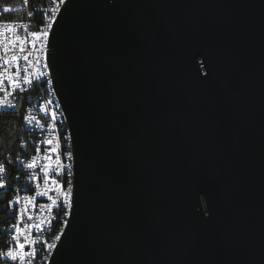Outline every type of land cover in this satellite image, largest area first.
Here are the masks:
<instances>
[{
	"label": "water",
	"instance_id": "obj_1",
	"mask_svg": "<svg viewBox=\"0 0 264 264\" xmlns=\"http://www.w3.org/2000/svg\"><path fill=\"white\" fill-rule=\"evenodd\" d=\"M47 67L73 153L48 264H264V0H65Z\"/></svg>",
	"mask_w": 264,
	"mask_h": 264
},
{
	"label": "built area",
	"instance_id": "obj_2",
	"mask_svg": "<svg viewBox=\"0 0 264 264\" xmlns=\"http://www.w3.org/2000/svg\"><path fill=\"white\" fill-rule=\"evenodd\" d=\"M62 5V0H0V114L19 107L22 121L15 152L0 153V252L16 250L19 242L24 244L21 251L34 253L23 261L2 256L0 264H38L48 254V245L59 240L56 237L60 238L68 220L72 189L70 182H64L63 169H70V151L62 148L65 139L57 133L60 118L46 97L52 83L47 67L48 25L52 26ZM32 32L38 37H32ZM57 162L62 167L57 168ZM52 200L57 203L48 208ZM44 232H52L53 240H44Z\"/></svg>",
	"mask_w": 264,
	"mask_h": 264
},
{
	"label": "bare ground",
	"instance_id": "obj_3",
	"mask_svg": "<svg viewBox=\"0 0 264 264\" xmlns=\"http://www.w3.org/2000/svg\"><path fill=\"white\" fill-rule=\"evenodd\" d=\"M64 1L65 0H62V3H64ZM0 94H2L1 85H0ZM46 97L47 99H50V103H52V109L54 110V113H56L57 117L60 118L59 125H57V133H59L62 139H65V141H62V148H64V150L66 151H70V169H63V176H64V182H70V189H73V181H72L73 153H72L71 137L64 111L58 100V97L55 93L52 83H49V89H46ZM51 234L53 233L44 232V240H53V236H51ZM56 243L57 242L50 243V245H53V247L51 248L48 247V254L45 255V259H38V264H48V261L55 248ZM14 264H21V261H14Z\"/></svg>",
	"mask_w": 264,
	"mask_h": 264
},
{
	"label": "trees",
	"instance_id": "obj_4",
	"mask_svg": "<svg viewBox=\"0 0 264 264\" xmlns=\"http://www.w3.org/2000/svg\"><path fill=\"white\" fill-rule=\"evenodd\" d=\"M21 129L22 121L19 107L14 112L0 114V153L15 152Z\"/></svg>",
	"mask_w": 264,
	"mask_h": 264
},
{
	"label": "snow or ice",
	"instance_id": "obj_5",
	"mask_svg": "<svg viewBox=\"0 0 264 264\" xmlns=\"http://www.w3.org/2000/svg\"><path fill=\"white\" fill-rule=\"evenodd\" d=\"M48 27H51V25L49 24L48 25ZM30 35L32 36V37H38V33L37 32H32V33H30ZM48 35V33L47 32H44L43 34H42V36L43 37H46ZM21 43H23V41H21ZM11 59L13 60V61H15L16 59H17V57L15 56V55H13L12 57H11ZM8 61H5V63H7ZM40 75H44V73L43 72H41L40 73ZM26 83H28L29 81H25ZM0 83H2V81H0ZM16 83V81H13V84H15ZM53 151H55V149H53ZM70 155V154H69ZM60 167H62V165H60L59 164V162H57V168H60ZM69 167H70V165H69ZM3 169L2 168H0V171H2ZM53 183H56V181H53ZM0 187H3V185H0ZM43 194V193H42ZM63 196H64V203L65 204H68V196H69V193H67V192H65V193H63ZM25 199H29V198H25ZM51 199V198H50ZM57 203V201L56 200H52L51 201V204H49V205H47V207L48 208H51L53 205H55ZM65 215H67V212L65 213ZM33 227H39V225H34ZM16 231H17V233H19L21 230H20V228L17 226L16 227ZM56 239H59V236L58 237H56ZM25 243H29V241L28 240H25ZM16 250H12V249H9L7 252H0V257H2V256H7V257H9L10 259H12V260H17L18 258L21 260V261H23L24 260V257H25V255H33L34 253H24L23 251H21V250H23V248H24V244H21V243H19V242H17V244H16ZM48 247L49 248H51V247H53V245H48Z\"/></svg>",
	"mask_w": 264,
	"mask_h": 264
}]
</instances>
